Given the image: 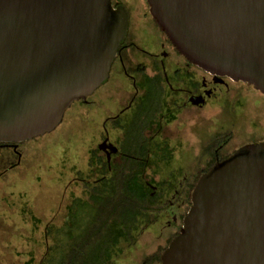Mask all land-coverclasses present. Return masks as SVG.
Listing matches in <instances>:
<instances>
[{
  "label": "water",
  "instance_id": "1",
  "mask_svg": "<svg viewBox=\"0 0 264 264\" xmlns=\"http://www.w3.org/2000/svg\"><path fill=\"white\" fill-rule=\"evenodd\" d=\"M148 2L190 62L264 93V0ZM126 33L112 0H0V140L55 129L109 80ZM192 203L163 264H264V144L217 163Z\"/></svg>",
  "mask_w": 264,
  "mask_h": 264
},
{
  "label": "rangeland",
  "instance_id": "2",
  "mask_svg": "<svg viewBox=\"0 0 264 264\" xmlns=\"http://www.w3.org/2000/svg\"><path fill=\"white\" fill-rule=\"evenodd\" d=\"M123 1L132 5L135 0ZM120 68L117 62L109 81L72 103L55 129L24 141L22 158L13 156L0 164V264H66L75 245L65 237L71 229L72 207L96 199V191L106 184L99 182L113 175L102 148L108 136L106 124L124 154L149 159L124 161L132 168L146 166L143 179L156 194V223L143 224L137 244H123L115 264H145L181 232L190 185L207 167L204 154L211 157L216 144L225 139H230L229 149L264 144V93L226 77L215 79L218 96L208 107L165 116L171 109L169 90L156 77L148 78L136 104L112 128L111 119H106L119 115L123 89H129ZM150 125L164 127L163 132L147 136ZM82 229V224L75 229L78 241Z\"/></svg>",
  "mask_w": 264,
  "mask_h": 264
},
{
  "label": "flooded vegetation",
  "instance_id": "3",
  "mask_svg": "<svg viewBox=\"0 0 264 264\" xmlns=\"http://www.w3.org/2000/svg\"><path fill=\"white\" fill-rule=\"evenodd\" d=\"M112 4L114 9L125 11L127 16V33L124 41L117 49L109 80L114 66L118 62L121 65L122 75L128 79L129 83L128 91L126 92L125 87L123 89L124 96L120 101L119 115L112 117L114 114H111L106 119H111L112 128L115 127L114 122L125 114V111L130 108L132 109L133 105L136 104L139 94L144 92V88L141 85L145 83V80L149 81L148 78L156 77V82L159 79L169 90L167 100L168 104L171 105V109L165 112L164 116L170 114L177 115V113H181L187 109H204L212 101H215L218 91L214 81L216 78L224 77L212 75L190 62L180 53L153 17L148 0H135L132 5L125 3L123 0H112ZM151 51H159L160 54L151 53ZM144 57L147 58L145 59ZM159 121H161L160 118ZM126 124L128 125V122ZM106 125L105 129L108 136L102 148L106 153L109 172H114V166L122 163L126 157L136 159L142 163H146L149 160L143 157H131L124 154L120 150L121 148L118 143L112 141L110 137L111 132H108V124ZM163 129L164 127H160V125L157 128L150 125L146 128L145 133L151 137L153 133L154 135H159V133L163 132ZM24 141L26 140H0V164L7 160L10 161L13 156L22 158L20 149ZM147 142L146 150L150 154L152 151L151 143L148 140ZM208 143L210 142L208 141ZM219 144H216L214 151L220 152L224 157L221 161H218L219 157L217 156V161L213 167L217 163L228 159L240 149H229L230 139L227 142ZM132 147L138 146L133 144ZM4 151L7 152L5 153ZM204 156H206V164L208 165L213 158L212 156L209 157V154H204ZM15 165H11L9 168Z\"/></svg>",
  "mask_w": 264,
  "mask_h": 264
},
{
  "label": "trees",
  "instance_id": "4",
  "mask_svg": "<svg viewBox=\"0 0 264 264\" xmlns=\"http://www.w3.org/2000/svg\"><path fill=\"white\" fill-rule=\"evenodd\" d=\"M211 152L213 159L190 185L189 194L185 199L187 211L181 216L183 224L193 205L192 193L200 179L212 169L217 156L218 161L224 157L220 152ZM127 163L131 165L124 160L116 164L113 175L99 182L106 184L96 191L98 195L96 199L81 200L79 208L77 205L72 207L69 220L71 229L65 231V237L75 241L73 243L75 245H71L66 264H115V258L121 253L122 245L134 246L137 244L142 225L146 224L149 227L156 223L154 215L156 194L149 190L148 183L143 179L142 170L146 166L132 168ZM162 210L160 208V211ZM79 224H82L83 229L78 241L75 229ZM58 233L53 232L55 237H58ZM179 233L180 231L171 238L161 252L148 257L145 264H163L164 252Z\"/></svg>",
  "mask_w": 264,
  "mask_h": 264
}]
</instances>
